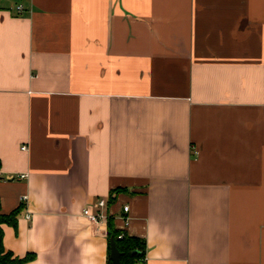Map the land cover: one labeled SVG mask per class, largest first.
I'll use <instances>...</instances> for the list:
<instances>
[{
    "label": "crops",
    "instance_id": "crops-1",
    "mask_svg": "<svg viewBox=\"0 0 264 264\" xmlns=\"http://www.w3.org/2000/svg\"><path fill=\"white\" fill-rule=\"evenodd\" d=\"M18 206L21 264H107V220L144 240L134 264H264V0H0Z\"/></svg>",
    "mask_w": 264,
    "mask_h": 264
},
{
    "label": "trees",
    "instance_id": "trees-1",
    "mask_svg": "<svg viewBox=\"0 0 264 264\" xmlns=\"http://www.w3.org/2000/svg\"><path fill=\"white\" fill-rule=\"evenodd\" d=\"M119 188H114L111 191V195L117 191ZM20 211V206L14 208L8 213L1 212L0 210V264H21L34 257V254L29 252L23 257H13L11 252L5 251L2 243V228L1 224H9L16 226L17 216ZM109 226L108 237L113 236L115 244L118 250L121 252L119 256L120 264H134L137 261H142L145 259V243L144 240L136 236H130L121 230L114 229L110 225V221L107 220ZM122 233L121 236L119 234ZM109 244H108V256L107 264H112L109 257ZM135 251L132 253V251Z\"/></svg>",
    "mask_w": 264,
    "mask_h": 264
},
{
    "label": "built area",
    "instance_id": "built-area-1",
    "mask_svg": "<svg viewBox=\"0 0 264 264\" xmlns=\"http://www.w3.org/2000/svg\"><path fill=\"white\" fill-rule=\"evenodd\" d=\"M17 9L18 10H21L22 9V5H17ZM24 147V146H23ZM24 173L20 174L19 177H24ZM98 205L99 206H104L105 205V200L104 199H100L98 201ZM128 205L127 204H124L122 206V209L123 211L126 213L124 216H123V219H124V222L127 223V220H128ZM83 214L91 221H100V220H104L105 219V214H103L102 212H94L92 211L91 209H89V207H85L83 209ZM122 233L119 234V236H121Z\"/></svg>",
    "mask_w": 264,
    "mask_h": 264
},
{
    "label": "water",
    "instance_id": "water-1",
    "mask_svg": "<svg viewBox=\"0 0 264 264\" xmlns=\"http://www.w3.org/2000/svg\"><path fill=\"white\" fill-rule=\"evenodd\" d=\"M109 247H110L109 257L112 261V264H120L119 256L121 252L118 250L113 236L109 237ZM134 252L135 251L133 250L132 253Z\"/></svg>",
    "mask_w": 264,
    "mask_h": 264
},
{
    "label": "rangeland",
    "instance_id": "rangeland-1",
    "mask_svg": "<svg viewBox=\"0 0 264 264\" xmlns=\"http://www.w3.org/2000/svg\"><path fill=\"white\" fill-rule=\"evenodd\" d=\"M11 3H14L15 1H17V0H9Z\"/></svg>",
    "mask_w": 264,
    "mask_h": 264
}]
</instances>
